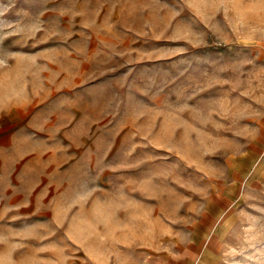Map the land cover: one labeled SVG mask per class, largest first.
<instances>
[{"label": "rangeland", "instance_id": "obj_1", "mask_svg": "<svg viewBox=\"0 0 264 264\" xmlns=\"http://www.w3.org/2000/svg\"><path fill=\"white\" fill-rule=\"evenodd\" d=\"M0 264H264V0H0Z\"/></svg>", "mask_w": 264, "mask_h": 264}]
</instances>
